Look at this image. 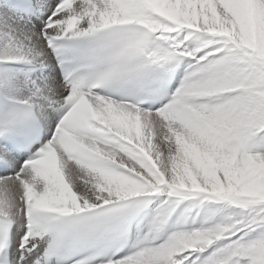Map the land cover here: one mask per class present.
<instances>
[{
    "label": "snow or ice",
    "instance_id": "obj_1",
    "mask_svg": "<svg viewBox=\"0 0 264 264\" xmlns=\"http://www.w3.org/2000/svg\"><path fill=\"white\" fill-rule=\"evenodd\" d=\"M0 264H264V0H0Z\"/></svg>",
    "mask_w": 264,
    "mask_h": 264
}]
</instances>
